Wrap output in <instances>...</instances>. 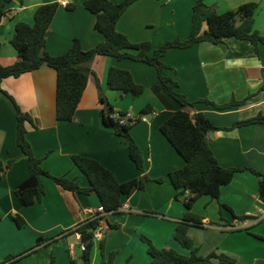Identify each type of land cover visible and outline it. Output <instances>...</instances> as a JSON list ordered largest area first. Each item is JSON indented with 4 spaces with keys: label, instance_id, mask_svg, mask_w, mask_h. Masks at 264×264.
I'll return each instance as SVG.
<instances>
[{
    "label": "crops",
    "instance_id": "1",
    "mask_svg": "<svg viewBox=\"0 0 264 264\" xmlns=\"http://www.w3.org/2000/svg\"><path fill=\"white\" fill-rule=\"evenodd\" d=\"M66 2L61 6L60 2ZM118 4L122 0H109ZM84 0H0L4 15L0 22V65L17 60L9 40L17 22L33 24L35 9L56 3L57 11L45 34V51L60 56L78 40L83 51L94 48L102 36L93 27L94 16L83 8ZM196 0H137L117 20L115 29L132 43L149 42L157 48L166 41L186 40L191 29V11ZM258 3L253 28L264 35V0H204L218 13L238 6ZM206 29V26H203ZM161 61L170 69L164 76L173 79L176 91L192 107L190 114L201 113L219 130L208 132L209 148L224 169L248 168L264 176V125L251 124L234 129L235 122L264 116V45L255 48L248 41L233 38L223 43H197L186 49H169ZM127 71L133 81L144 88L139 96L122 94L107 88L108 70ZM90 74L70 122L56 120L55 71L42 65L37 70L8 77L0 84L32 124L26 123L25 138L40 166L51 177L74 179L82 188L86 178L75 167L72 156L95 160L108 169L119 183L138 178L139 171L129 160L123 139L102 124L99 94L115 112L136 118L146 105L150 115H143L131 125L129 134L143 160L144 175L150 179L142 191L133 190L121 198L116 213L101 214L104 254L115 253L112 264H147V238L156 248H170L182 255L195 250L205 257L216 251L234 259V264H264V205L258 198L257 177L249 171L237 172L220 188L218 200L202 196L190 212L201 226L190 225L187 235L190 249L175 241L174 229L182 219V200L188 192L173 189L167 176L184 166L183 159L160 133V125L182 108L172 100L157 80L154 68L127 59L95 56L89 64ZM0 92V264L15 258V264H83L80 236L74 228L91 219L101 206L98 197L62 189L51 178L43 177L44 194L31 206L23 207L13 190L28 176L27 158L15 143L16 122L12 102ZM243 101L241 106L216 110L211 105ZM162 178V183L153 180ZM219 204L231 209L219 213ZM155 213V215H147ZM24 221L17 228L12 217ZM248 219L240 220L239 218ZM222 218V219H221ZM229 223L232 230L225 228ZM113 228H112V227ZM111 227V228H110ZM41 241L40 245L37 243ZM100 241V240H99ZM99 241H93L89 264L100 263ZM30 252V253H29Z\"/></svg>",
    "mask_w": 264,
    "mask_h": 264
},
{
    "label": "trees",
    "instance_id": "2",
    "mask_svg": "<svg viewBox=\"0 0 264 264\" xmlns=\"http://www.w3.org/2000/svg\"><path fill=\"white\" fill-rule=\"evenodd\" d=\"M1 1L9 3L11 0ZM135 1L137 0H122L118 4H113L109 0H84L83 8L94 16L93 27L102 36V41L94 48L83 51L79 41L73 40L68 50L60 56H50L45 51V34L58 5L49 3L38 6L33 14L32 25L24 22H17L14 25L9 43L17 54V60L8 66L0 65V84L5 78H17L23 73L37 70L42 65L52 68L56 74V120L70 122L74 117L90 74L89 64L95 56L111 57L117 60L127 59L154 68L161 87L182 108L164 121L160 125L159 131L184 161V166L170 172L167 179L173 189L188 192V196L182 200L185 211L182 219L176 223L173 237L182 248L190 249L192 241L187 235V229L190 225H202L200 219L190 212L193 203L198 198L206 196L212 200H218L220 188L228 184L235 173L249 171L257 177L258 198L264 205V176L253 169H224L217 164L209 148L207 134L219 129L215 128L203 114H190L186 110V108L192 107V103H189L184 95L176 91L177 84L173 79L164 76V71L170 68L161 61V58L169 49H186L203 42L217 45L229 38L248 41L255 48L258 44L264 45V35H260L253 28V17L258 3L249 2L238 6L235 10L218 13L215 7L207 6L204 0H196L191 11V29L187 39L166 41L157 48H152L149 42L132 43L125 35L115 29L117 20ZM3 15L4 13L0 9V22ZM204 25L206 29H203ZM106 84L109 90L118 91L122 94L139 96L144 91V88L137 85L127 71L116 68L108 70ZM0 92H2L1 88ZM2 93L13 104L16 122L15 143L22 155L27 158L28 176L13 190L21 206H31L41 199L44 194L42 179L49 177L62 189L72 193L95 194L104 209V213H116L121 207L122 197L129 195L133 190L142 191L145 184L150 181L144 175L142 157L129 134L133 123H136L141 116L150 115L153 112L150 105L142 108L133 120L121 123L120 119L126 113L115 112L107 100L99 94L98 100L102 105V124L110 129L115 136L123 139L127 147L128 158L139 171L140 176L119 183L108 169L95 160L82 156H72L73 164L88 182V186L82 188L74 179L65 176L51 177L42 170L40 159L33 156L31 147L25 138V124H32L31 117L27 113H23L10 96ZM201 102L211 105L216 110H225L233 106H241L245 100L230 101L222 105L213 104L208 100H201ZM251 124L264 125V116L258 115L245 121L235 122L225 130ZM8 166L9 163L4 166L0 163V170ZM153 181L162 183L163 179L159 178ZM222 210L228 211L233 218H236L230 208L219 204V213ZM147 215H155V213H148ZM100 219L101 217L91 218L74 228V232L80 236V243L84 245L83 264L90 262L93 248L92 238ZM12 220L17 228H21L24 224L23 219L18 215L12 217ZM224 227L232 230L229 223H226ZM141 240L147 246V254L150 259L147 264H234L233 258L216 251L205 257L197 256L195 250H191L189 255H182L170 248H156L145 237H141ZM40 243L41 241L37 244L40 245ZM104 243L105 240L102 237L99 241L101 256L99 264H112L115 253H109L105 256ZM16 260L15 258H6L3 264H15ZM53 263L54 258L51 257L48 264ZM70 264H74V262L70 261Z\"/></svg>",
    "mask_w": 264,
    "mask_h": 264
},
{
    "label": "built area",
    "instance_id": "3",
    "mask_svg": "<svg viewBox=\"0 0 264 264\" xmlns=\"http://www.w3.org/2000/svg\"><path fill=\"white\" fill-rule=\"evenodd\" d=\"M60 5L66 6V2L62 1V2H60ZM133 119L134 118H132L129 114H126L123 118L120 119V122L124 123L127 120H133ZM101 214H104V209L102 208V206H99L96 209V214H94L92 218H99ZM102 236H103V228L101 225H98L96 231L94 232L92 240L93 241H99L102 239ZM79 249H80V251L83 252L84 251V245L80 244Z\"/></svg>",
    "mask_w": 264,
    "mask_h": 264
}]
</instances>
